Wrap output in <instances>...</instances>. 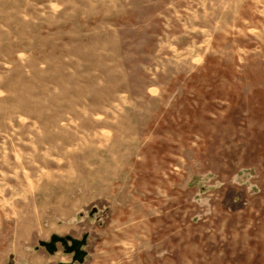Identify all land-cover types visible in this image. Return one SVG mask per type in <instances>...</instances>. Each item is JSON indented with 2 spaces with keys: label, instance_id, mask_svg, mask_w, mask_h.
<instances>
[{
  "label": "rangeland",
  "instance_id": "1",
  "mask_svg": "<svg viewBox=\"0 0 264 264\" xmlns=\"http://www.w3.org/2000/svg\"><path fill=\"white\" fill-rule=\"evenodd\" d=\"M18 210L35 264H264V0H0V234Z\"/></svg>",
  "mask_w": 264,
  "mask_h": 264
},
{
  "label": "crops",
  "instance_id": "2",
  "mask_svg": "<svg viewBox=\"0 0 264 264\" xmlns=\"http://www.w3.org/2000/svg\"><path fill=\"white\" fill-rule=\"evenodd\" d=\"M35 184V183H34ZM38 190L37 188H35L34 190H32L31 192L30 191H24L25 194L27 195L26 197V200L24 199L25 201V207L28 208V210L30 211L33 207V204H30V198L29 196H31L32 192ZM49 189L45 190L44 192H42V194L39 196H35V194H33V198H34V204H37V203H40V202H44L46 199L48 198H53V201L54 202H58L59 205H61V203L65 202V201H68L69 203H72V199L70 200V197L66 198L63 196V194L61 195H56V196H53L52 194L49 193ZM66 192V191H65ZM49 193V194H47ZM35 196V197H34ZM62 196V197H60ZM36 206V205H35ZM39 209V208H38ZM36 210V209H33L34 211V219L36 222L33 223V225L31 227H35V229L37 230H43V231H47V230H51L52 228H55L54 224H49L47 226V228L43 229L40 225H41V219L40 218V215H41V212L42 210ZM21 210L17 211V213L11 218L9 219L7 222H6V225H2V227H4V229L2 228L1 230V234H0V238L3 239V237L1 235H5L7 237H10V239H8V248L10 250H12V252H15L16 255H18V260L19 257H22V255L24 254V252H27L26 250H24V243L21 242V240H23L24 238H26V231H27V228L25 229V227L23 226V222H26V221H30L28 219V217H23L22 213H20ZM11 216V215H10ZM19 217V219L22 221L21 223H18L16 225H11L10 222L14 221V220H17V218ZM9 218V217H8ZM4 222H2L3 224ZM6 228V229H5ZM40 232V231H39ZM54 238V239H53ZM61 237H59L58 235H55L54 233H52L50 236H49V239L51 240L50 242H53V241H56L58 239H60ZM12 240V242H11ZM10 241V242H9ZM50 242H46V241H39V245L42 246V247H47L48 249V245L50 244ZM48 244V245H47ZM52 244V243H51ZM52 246V245H51ZM50 249V248H49ZM50 251V250H49ZM2 253V252H1ZM28 253V252H27ZM27 259H25V261H23V259L20 260V262H22V264H35L36 262H39V260L41 259L40 257H36L37 259H35L33 256H26ZM2 255H0V264L2 263ZM60 263V262H59Z\"/></svg>",
  "mask_w": 264,
  "mask_h": 264
},
{
  "label": "water",
  "instance_id": "3",
  "mask_svg": "<svg viewBox=\"0 0 264 264\" xmlns=\"http://www.w3.org/2000/svg\"><path fill=\"white\" fill-rule=\"evenodd\" d=\"M80 243H81V241H79V240H72L71 244L66 246V249L68 251H72L73 252V259H79L82 256V254H83V251H81L79 249ZM58 264H65V263L60 262Z\"/></svg>",
  "mask_w": 264,
  "mask_h": 264
},
{
  "label": "flooded vegetation",
  "instance_id": "4",
  "mask_svg": "<svg viewBox=\"0 0 264 264\" xmlns=\"http://www.w3.org/2000/svg\"><path fill=\"white\" fill-rule=\"evenodd\" d=\"M66 264V263H65Z\"/></svg>",
  "mask_w": 264,
  "mask_h": 264
}]
</instances>
